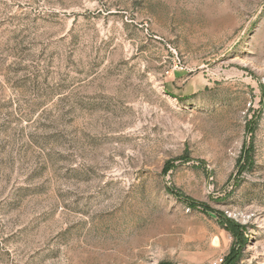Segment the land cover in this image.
Listing matches in <instances>:
<instances>
[{
  "label": "rangeland",
  "instance_id": "obj_1",
  "mask_svg": "<svg viewBox=\"0 0 264 264\" xmlns=\"http://www.w3.org/2000/svg\"><path fill=\"white\" fill-rule=\"evenodd\" d=\"M264 264V0H0V264Z\"/></svg>",
  "mask_w": 264,
  "mask_h": 264
},
{
  "label": "built area",
  "instance_id": "obj_2",
  "mask_svg": "<svg viewBox=\"0 0 264 264\" xmlns=\"http://www.w3.org/2000/svg\"><path fill=\"white\" fill-rule=\"evenodd\" d=\"M223 262H224V259L220 258V259L213 260L211 264H223Z\"/></svg>",
  "mask_w": 264,
  "mask_h": 264
}]
</instances>
